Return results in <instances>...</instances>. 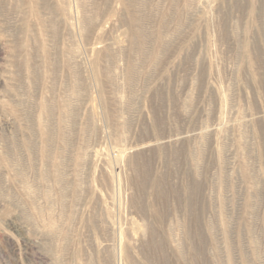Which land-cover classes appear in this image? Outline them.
Masks as SVG:
<instances>
[{
	"label": "rangeland",
	"instance_id": "374dc122",
	"mask_svg": "<svg viewBox=\"0 0 264 264\" xmlns=\"http://www.w3.org/2000/svg\"><path fill=\"white\" fill-rule=\"evenodd\" d=\"M0 264H264V0H0Z\"/></svg>",
	"mask_w": 264,
	"mask_h": 264
}]
</instances>
